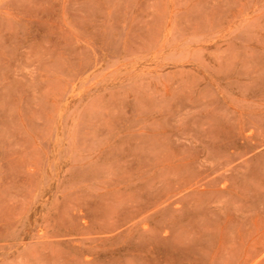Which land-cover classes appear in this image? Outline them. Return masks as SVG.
Listing matches in <instances>:
<instances>
[{
	"label": "rangeland",
	"instance_id": "374dc122",
	"mask_svg": "<svg viewBox=\"0 0 264 264\" xmlns=\"http://www.w3.org/2000/svg\"><path fill=\"white\" fill-rule=\"evenodd\" d=\"M0 264H264V0H0Z\"/></svg>",
	"mask_w": 264,
	"mask_h": 264
}]
</instances>
